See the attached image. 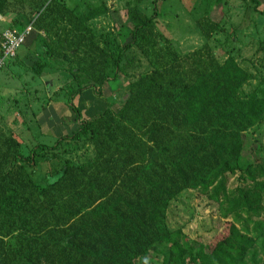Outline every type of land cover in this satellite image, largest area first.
Returning <instances> with one entry per match:
<instances>
[{
    "label": "trees",
    "instance_id": "obj_1",
    "mask_svg": "<svg viewBox=\"0 0 264 264\" xmlns=\"http://www.w3.org/2000/svg\"><path fill=\"white\" fill-rule=\"evenodd\" d=\"M139 1L126 6L129 38L99 46L88 23L108 12L103 2L78 10L65 0H0V16L26 5L22 13L34 27L57 36L51 56L73 65L63 68L69 82L56 93L77 121L70 134L27 153L11 135L4 139L0 264H150L149 252L161 264H264L254 248L264 238V142L253 138L256 145L244 152L247 131L264 122V56L261 78L248 86L249 72L235 55L218 60L209 48L220 20L197 16L205 41L180 53L167 38L158 39L156 11L144 14ZM250 2L256 11L259 1ZM132 47L149 70L126 72ZM36 62L40 74L43 60ZM121 77L128 82L120 105L81 117L72 98L87 88L100 96ZM78 143L83 160L58 164L55 150ZM38 154L47 165L41 175ZM230 178L234 186L227 190ZM186 189L225 204L224 215L245 213L249 224L239 229L223 222L214 241L190 244L166 218L169 202Z\"/></svg>",
    "mask_w": 264,
    "mask_h": 264
},
{
    "label": "rangeland",
    "instance_id": "obj_2",
    "mask_svg": "<svg viewBox=\"0 0 264 264\" xmlns=\"http://www.w3.org/2000/svg\"><path fill=\"white\" fill-rule=\"evenodd\" d=\"M258 1L259 6L256 11L253 10L250 0H140L137 5L146 15H151L154 10L156 11L155 31L158 39L167 38L171 47L180 53L195 50L205 41L194 25V19L197 16L205 14L210 19L220 20V30L212 32L208 39L210 50L218 60H223L227 53L235 55L237 63L249 72L250 76L246 85L254 86L261 78L263 65H260L259 60L264 56V0ZM65 2L69 6L74 4L78 10H83L89 4L103 2L107 5L106 14L88 23L95 32V42L99 46H104L103 40L106 44L113 41L115 45H120L129 38L128 30L132 22L126 14V6L132 4L134 0H65ZM154 4L155 9H153ZM7 26H9L7 22L0 20V30ZM41 39L44 40L42 41L44 44L51 47L50 52L43 54L50 56L52 51L57 49L56 36L49 33L43 35ZM105 49H107L106 45ZM126 57L130 60L126 67V72L129 74L149 70L147 59L135 47L126 53ZM52 61L48 65L49 68L44 67L43 73L40 74L36 73L29 64L15 66L9 64L0 67V81L5 83V87L11 89L16 82H20L21 90L24 92V95L17 99V105L12 99L9 101L11 111L25 114L27 131H25L24 139L26 143L22 142L20 145L23 153H27L38 142L53 143L50 138H41L34 121L30 120L32 119L30 116L39 105L56 92L62 93L65 84L69 82V75L63 68L72 66L73 63L60 64L55 60ZM127 82V79L121 77L106 83L102 95L98 98V102L103 105L101 107L116 109L125 96ZM1 87L3 86H0V89ZM33 102L35 105L32 106ZM6 105L5 99L0 100V107ZM84 111L83 108L81 117ZM246 134L244 152L248 151L250 145H256L253 138L264 142V122L254 129L250 128ZM71 148L73 149L63 145L55 150L59 155L58 164L63 160H83L82 154L85 147L78 143ZM35 159L40 161L41 155L38 154ZM247 159H251L250 154L247 155ZM46 167L47 165L40 161L36 173L41 175ZM233 186L234 181L230 178L227 182V190ZM225 208V204L216 203L200 189H186L169 202L166 218L170 230L174 233L178 232L183 240L190 244L194 241L195 243H209L222 232L223 222L232 221L239 229L249 224L245 219V213L234 212L224 215ZM254 248L261 261L264 258V238L256 240ZM147 257L154 259V262L150 264H161V256L154 252H149Z\"/></svg>",
    "mask_w": 264,
    "mask_h": 264
},
{
    "label": "crops",
    "instance_id": "obj_3",
    "mask_svg": "<svg viewBox=\"0 0 264 264\" xmlns=\"http://www.w3.org/2000/svg\"><path fill=\"white\" fill-rule=\"evenodd\" d=\"M26 8L27 6L25 5L23 11H6L3 15L0 16V20H4L9 25H11V20L14 18L16 19V23L15 25H13V27L16 29H22L30 22L32 24L31 19L28 20L22 13L27 11ZM31 26L32 33L28 34L24 43L17 48L15 55L12 58L7 59L2 67L9 64H12L14 66L29 64L36 72V60H43L45 68L50 65V62H53L52 60H55L53 56L43 54L44 52H46L45 47L48 44H44L42 42L44 40L41 38L43 35H48L50 31L48 33H45L42 30L36 29L34 27V24H32ZM56 40H58L57 36ZM39 72L43 73V69ZM0 86H3L0 89V100L5 99L7 101L6 106L0 107V148H3V145H5L4 139L10 135L19 141L20 147L22 142L26 143L24 139L25 131H27L26 118L25 114L21 112L11 111L9 101L12 99L15 105H17V99H20L24 95V92L23 90H21L20 82H16L11 87V89L5 87V83L2 81H0ZM99 97L100 96H96L90 88H87L74 96L71 100V103L79 110L80 115L82 114V110L84 108L85 113L83 117L86 118L105 108L101 107L103 105L98 102ZM33 105H35L34 102L32 106ZM30 117L32 118L30 120L34 121L36 129H38V135H40L41 138H50L53 142L62 135L70 134V132L76 128L77 124V121L74 117V111L71 107H69L68 104H65L63 97L59 96L57 93L53 94L44 103L39 105V107L36 109V111L33 112L32 116ZM38 143L46 144L42 141Z\"/></svg>",
    "mask_w": 264,
    "mask_h": 264
},
{
    "label": "built area",
    "instance_id": "obj_4",
    "mask_svg": "<svg viewBox=\"0 0 264 264\" xmlns=\"http://www.w3.org/2000/svg\"><path fill=\"white\" fill-rule=\"evenodd\" d=\"M31 22L22 29L5 27L0 30V67L7 59L15 55L17 48L23 43L26 35L31 31Z\"/></svg>",
    "mask_w": 264,
    "mask_h": 264
}]
</instances>
